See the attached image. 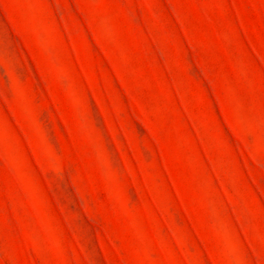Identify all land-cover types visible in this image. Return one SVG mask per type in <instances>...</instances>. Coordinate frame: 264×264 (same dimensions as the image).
Wrapping results in <instances>:
<instances>
[{
  "label": "rangeland",
  "instance_id": "374dc122",
  "mask_svg": "<svg viewBox=\"0 0 264 264\" xmlns=\"http://www.w3.org/2000/svg\"><path fill=\"white\" fill-rule=\"evenodd\" d=\"M0 264H264V0H0Z\"/></svg>",
  "mask_w": 264,
  "mask_h": 264
}]
</instances>
